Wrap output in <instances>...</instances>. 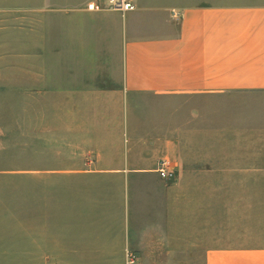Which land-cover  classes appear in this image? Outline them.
<instances>
[{
	"label": "crops",
	"instance_id": "crops-1",
	"mask_svg": "<svg viewBox=\"0 0 264 264\" xmlns=\"http://www.w3.org/2000/svg\"><path fill=\"white\" fill-rule=\"evenodd\" d=\"M90 1L0 0L24 174L78 181L27 188L0 264H264V0Z\"/></svg>",
	"mask_w": 264,
	"mask_h": 264
},
{
	"label": "rangeland",
	"instance_id": "rangeland-1",
	"mask_svg": "<svg viewBox=\"0 0 264 264\" xmlns=\"http://www.w3.org/2000/svg\"><path fill=\"white\" fill-rule=\"evenodd\" d=\"M0 98L8 100L7 103L1 104L3 105L1 107L5 110L0 111V120L16 123V128L13 129L15 135L9 140L6 138L0 144L9 149V152L0 153V168L12 169L9 174L0 175V231L22 233L24 230V199L27 188L33 194L43 189L49 195L51 201H55L56 193H59L58 196L60 195L59 197L66 202L70 200L73 187L77 188L78 181H71L68 177L48 175L30 177L24 174L23 97L16 94ZM190 178L198 179L199 177H186L187 182ZM171 180L182 183L185 181V177H174ZM171 180L169 179L168 182H171ZM262 180L263 178L257 179V181ZM50 213L54 215L55 209ZM20 241V239L16 240L18 244Z\"/></svg>",
	"mask_w": 264,
	"mask_h": 264
},
{
	"label": "built area",
	"instance_id": "built-area-1",
	"mask_svg": "<svg viewBox=\"0 0 264 264\" xmlns=\"http://www.w3.org/2000/svg\"><path fill=\"white\" fill-rule=\"evenodd\" d=\"M136 8L133 0H106L104 2L90 1L86 5V9L89 11H118L127 12ZM158 173L163 179H170L173 177V172L168 171L165 167V163H161L158 168ZM130 257V256H129ZM133 256H131L132 258Z\"/></svg>",
	"mask_w": 264,
	"mask_h": 264
}]
</instances>
